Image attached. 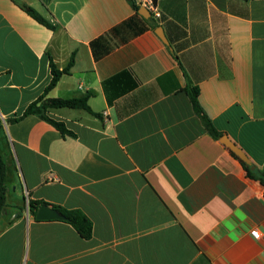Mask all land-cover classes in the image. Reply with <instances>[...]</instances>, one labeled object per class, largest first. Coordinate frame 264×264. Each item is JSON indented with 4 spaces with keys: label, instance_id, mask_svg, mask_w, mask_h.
<instances>
[{
    "label": "crops",
    "instance_id": "1",
    "mask_svg": "<svg viewBox=\"0 0 264 264\" xmlns=\"http://www.w3.org/2000/svg\"><path fill=\"white\" fill-rule=\"evenodd\" d=\"M132 1L0 0V264H264V186L221 142L264 166V0H154L159 18ZM72 58L48 98H88L92 113L48 115L73 136L10 122ZM30 200L81 211L92 236L37 220Z\"/></svg>",
    "mask_w": 264,
    "mask_h": 264
},
{
    "label": "trees",
    "instance_id": "2",
    "mask_svg": "<svg viewBox=\"0 0 264 264\" xmlns=\"http://www.w3.org/2000/svg\"><path fill=\"white\" fill-rule=\"evenodd\" d=\"M132 4L134 9L138 12L140 10V7L133 1ZM23 8L29 13V15L33 19H35L41 25L51 30L55 29V26L53 24L47 21L43 16H41L35 10L30 9L26 6H23ZM173 55L177 60H179L178 55L176 53H173ZM73 62H74V58L71 59V62L69 63L68 67H66L63 70H59L54 63H51L52 80L48 85V87L45 89L43 95L40 96L36 101L31 103L20 117L11 119L10 122H18L29 115H35L38 118L54 126L64 136H68V135L73 136V133L68 131L62 122L56 121L50 118L48 115V113L52 109H59V108L83 109L92 113V110L88 105V98H81V99L48 98V93L54 87H56L61 77L69 72V69L72 66ZM135 84L136 83L134 82V85ZM186 92L191 98L194 110L201 118L204 127L209 131V133L214 138L220 139L222 137L221 133L217 131V129L215 128L211 120L208 118V116L205 114L204 110L202 109L199 103V89L195 86L188 85ZM231 153L233 154V156H235L237 159L240 160L244 169L247 172L248 177L258 181L261 185L264 186V166L256 167L255 170H252L251 167L247 165L245 162H243L234 152L231 151ZM7 175H8V166L3 156L0 153V217L6 207ZM43 204L46 203L43 201H33V200L29 201V210L33 216L36 217L38 208ZM53 207L59 210L65 216V220L63 221L71 224L76 229V231L81 235V237L88 239L92 236V231H93L92 223L84 213H82L79 210H66L64 208L57 206H53Z\"/></svg>",
    "mask_w": 264,
    "mask_h": 264
},
{
    "label": "water",
    "instance_id": "3",
    "mask_svg": "<svg viewBox=\"0 0 264 264\" xmlns=\"http://www.w3.org/2000/svg\"><path fill=\"white\" fill-rule=\"evenodd\" d=\"M136 1V0H134ZM139 14H141L145 18L151 17V12L144 7H141L139 10ZM156 34L162 39V41L171 48L170 42L165 36L162 27H158L156 30ZM221 142L228 147L232 152H234L243 162L251 167L252 170L256 169L255 164H253L252 160L249 156L244 152L242 148L237 146L233 141H231L227 136H223L221 138ZM37 220L45 221V220H65V216L53 206L48 204H43L38 208L36 217Z\"/></svg>",
    "mask_w": 264,
    "mask_h": 264
},
{
    "label": "built area",
    "instance_id": "4",
    "mask_svg": "<svg viewBox=\"0 0 264 264\" xmlns=\"http://www.w3.org/2000/svg\"><path fill=\"white\" fill-rule=\"evenodd\" d=\"M136 4L139 7L147 8L157 18L161 16L154 0H136ZM252 236L256 239H260V232L258 230H254L252 231Z\"/></svg>",
    "mask_w": 264,
    "mask_h": 264
}]
</instances>
